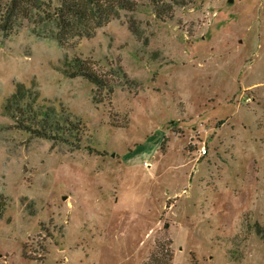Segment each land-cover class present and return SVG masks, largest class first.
Here are the masks:
<instances>
[{
	"label": "rangeland",
	"instance_id": "1",
	"mask_svg": "<svg viewBox=\"0 0 264 264\" xmlns=\"http://www.w3.org/2000/svg\"><path fill=\"white\" fill-rule=\"evenodd\" d=\"M32 29L0 30V264H146L164 238L173 264H264V0H140L65 47ZM17 83L51 138L7 112Z\"/></svg>",
	"mask_w": 264,
	"mask_h": 264
},
{
	"label": "trees",
	"instance_id": "2",
	"mask_svg": "<svg viewBox=\"0 0 264 264\" xmlns=\"http://www.w3.org/2000/svg\"><path fill=\"white\" fill-rule=\"evenodd\" d=\"M140 0H10L0 17V30L10 32L20 20L33 25L32 33L39 39L55 41L65 47L73 40L92 39L96 31L118 18L122 10H136ZM157 18H171L176 6H185L190 0H149ZM65 73L71 79L83 77L98 90L107 89L113 94L114 87L107 75L98 73L89 59L75 57L65 66ZM124 74L116 68L111 77ZM125 76V74L123 75ZM7 112L20 118L21 128L41 137H50L48 130L55 127L52 110L40 103L38 92L17 83L15 92L6 101ZM15 114V115H14ZM54 115V113H53ZM31 117L34 125L24 124ZM30 120V119H29ZM0 195V217L4 206ZM2 208V209H1ZM260 233V231H258ZM169 239L156 240V249L146 264H173L174 251Z\"/></svg>",
	"mask_w": 264,
	"mask_h": 264
},
{
	"label": "built area",
	"instance_id": "3",
	"mask_svg": "<svg viewBox=\"0 0 264 264\" xmlns=\"http://www.w3.org/2000/svg\"><path fill=\"white\" fill-rule=\"evenodd\" d=\"M200 156L207 154V149L204 147L202 150H199Z\"/></svg>",
	"mask_w": 264,
	"mask_h": 264
},
{
	"label": "water",
	"instance_id": "4",
	"mask_svg": "<svg viewBox=\"0 0 264 264\" xmlns=\"http://www.w3.org/2000/svg\"><path fill=\"white\" fill-rule=\"evenodd\" d=\"M234 0H229V2H233Z\"/></svg>",
	"mask_w": 264,
	"mask_h": 264
}]
</instances>
